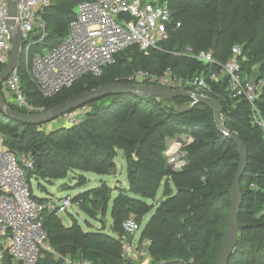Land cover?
<instances>
[{
	"label": "trees",
	"instance_id": "trees-1",
	"mask_svg": "<svg viewBox=\"0 0 264 264\" xmlns=\"http://www.w3.org/2000/svg\"><path fill=\"white\" fill-rule=\"evenodd\" d=\"M80 1L51 0L44 10L47 36L31 49L51 48L62 42ZM169 8V36L159 40L148 55L138 46L124 48L100 76L86 74L71 87L43 97L22 65V52L18 68L21 88L30 103L47 109L106 83H127L125 77L135 69L157 75L169 67L178 77L204 76L209 85L205 94L217 102L225 127L235 130L247 146V167L240 179L243 198L239 234L228 264H264V215L258 214L264 204V136L253 122L249 102L231 97L227 76L210 78L220 70L217 63L230 57L234 44L241 45L244 56L240 61L241 78L264 76V0H170ZM188 50L192 54L211 50L217 63L179 54ZM3 66L0 64V70ZM192 101L189 96L169 100L129 93L107 95L84 105L89 110L80 124L50 130L43 124L11 120L0 112L3 145L33 157V168L27 171L31 191L32 180L44 190L41 179L52 183L75 171L114 174V158L119 150L124 155L127 186L115 188L117 194L110 206L111 232L84 231L75 219L65 226L56 213L47 211L43 227L57 252L85 257L95 264H123V245L118 238L122 221L133 216L142 222L154 208L139 236L140 240L150 239L148 264H216L239 157L233 141L218 131L208 106L195 103L188 111L177 109ZM256 106L264 119V92ZM183 135L192 138L181 147L186 164L171 171L166 155L169 141ZM84 182L85 177L80 175L79 183ZM161 187L162 198L154 207L149 201L155 200ZM111 193L112 188L102 182L71 198L82 211L96 217L98 211H107ZM40 263L60 264L51 253H44Z\"/></svg>",
	"mask_w": 264,
	"mask_h": 264
},
{
	"label": "built area",
	"instance_id": "built-area-1",
	"mask_svg": "<svg viewBox=\"0 0 264 264\" xmlns=\"http://www.w3.org/2000/svg\"><path fill=\"white\" fill-rule=\"evenodd\" d=\"M169 1L82 0L76 6L75 18L69 22L64 40L39 52V47L35 50L31 47L41 43L47 36L44 10L51 4V0H16L14 20L22 37V65L43 97H51L71 87L86 74L100 76L104 67L114 62L120 50L138 46L148 55L150 49L157 48L159 40L168 38L172 27ZM8 18L7 1L0 0V64L3 65L9 59L11 49ZM179 54L207 63H217L211 50H200L195 54L188 50ZM241 59L244 60L242 47L234 44L230 57L224 63H217L220 70L210 78L218 80L221 75L227 76L231 97L244 98L249 102L253 122L261 128L264 136V119L256 106V101L264 92V76L243 80L240 75ZM19 65L1 83L5 101L25 109L27 113L43 110L27 100L21 88ZM125 79L127 83L170 89L193 87L194 91L198 90L201 93H197L202 95L209 91L204 76L178 77L169 67L157 75L144 69H135ZM195 103L193 100L187 105ZM88 110V106H82L64 113L61 115L63 125L80 124ZM180 138L181 141L177 139L172 144L175 148L171 146L166 151L168 163L176 170L186 164L181 147L192 140L188 135ZM32 168L33 157L4 146L0 131V264H41L40 258L44 253H51L55 259H61L60 264H95L85 257L75 258L69 253H59L49 244L43 227L44 213L48 211L57 215L59 212H67L74 203L70 196H51L43 202L35 198L27 179V171ZM258 214L264 215V204ZM121 227L122 232L118 238L123 245V264H135L139 260V250L143 248L148 257L150 239H139L142 223L130 216L122 221ZM149 259L146 258L143 264H148Z\"/></svg>",
	"mask_w": 264,
	"mask_h": 264
},
{
	"label": "water",
	"instance_id": "water-1",
	"mask_svg": "<svg viewBox=\"0 0 264 264\" xmlns=\"http://www.w3.org/2000/svg\"><path fill=\"white\" fill-rule=\"evenodd\" d=\"M7 1L8 25L11 33V49L9 59L0 70V112L7 118L27 124H43L54 120L66 112L73 111L79 107L86 105L89 102L97 100L103 96L129 93L139 97H157L172 100L180 96H189L196 103L208 106L214 116L216 127L220 133L225 135L229 140L236 145L238 153V165L235 169L232 183L229 189L230 206L227 213L226 232L222 241L220 251L216 260V264H228L229 258L237 244L239 225L238 215L242 203V192L240 188V179L247 167V146L240 138V135L235 131L225 127L223 116L217 102L207 95L197 93L192 89H170L150 84H132L123 82H110L99 87L83 92L69 100L53 105L47 109L35 113L21 112L7 105L1 92V83L8 74L19 65L22 49L21 32L15 24L14 17L16 15V0ZM192 105H178L177 109L180 112L188 111ZM181 141V138H178ZM167 169L175 171L176 169L171 163L167 164ZM61 259H59V262ZM130 261V260H129Z\"/></svg>",
	"mask_w": 264,
	"mask_h": 264
},
{
	"label": "rangeland",
	"instance_id": "rangeland-1",
	"mask_svg": "<svg viewBox=\"0 0 264 264\" xmlns=\"http://www.w3.org/2000/svg\"><path fill=\"white\" fill-rule=\"evenodd\" d=\"M47 49L48 48H46V46H40L38 48V51L44 52ZM59 126H64L61 116L55 118L50 122L43 123V128L45 130H50L51 128H56ZM176 140L177 139H172L169 141V148L172 146L174 142H176ZM114 161L116 163V171L114 174H110V175H98L90 171H85V172L75 171L73 173H69L66 178L55 180L52 183H49L46 180L41 179L40 183L43 187H45L46 191L38 188L37 182L35 180H32L31 187H32L33 195L37 198H45L49 194H51L50 196L55 195L57 197H65V196L73 197L78 195L79 193H83L93 188H96L102 182H105L108 186L112 188L111 199L108 204V209L105 213L98 211L96 213V217H92L87 213H85L84 211H82L79 205L74 203L71 207L68 208L67 212H59L57 216L61 219L62 223L65 226H70L72 221L75 219L84 231L95 230V231L111 232L110 227L112 224V219L110 216V206L112 199L117 194V190L115 188H119L121 186L122 187L127 186L126 165L122 151L120 150L118 151L116 157L114 158ZM80 175L85 177V182L83 184L79 183ZM160 198H162V187L159 188L155 200L149 201V203H152L154 207H156L157 201ZM153 211L154 208L149 213L143 216L141 222L142 225L146 223V221L148 220V218L150 217ZM139 251L140 252L137 255L139 260H137L135 264H143L144 260L147 258L146 255L144 254L145 253L144 248L142 250L140 249Z\"/></svg>",
	"mask_w": 264,
	"mask_h": 264
},
{
	"label": "crops",
	"instance_id": "crops-1",
	"mask_svg": "<svg viewBox=\"0 0 264 264\" xmlns=\"http://www.w3.org/2000/svg\"><path fill=\"white\" fill-rule=\"evenodd\" d=\"M180 138V137H179ZM175 139H178V138H175ZM172 140V139H171ZM45 191H46V189H44ZM51 194H49V195H47V197H45V200H46V198L48 199L49 197H51L50 196ZM55 196V195H54ZM147 257V256H146ZM147 258H149V257H147ZM145 261H147V260H145Z\"/></svg>",
	"mask_w": 264,
	"mask_h": 264
},
{
	"label": "bare ground",
	"instance_id": "bare-ground-1",
	"mask_svg": "<svg viewBox=\"0 0 264 264\" xmlns=\"http://www.w3.org/2000/svg\"><path fill=\"white\" fill-rule=\"evenodd\" d=\"M172 148H175V146H172Z\"/></svg>",
	"mask_w": 264,
	"mask_h": 264
}]
</instances>
